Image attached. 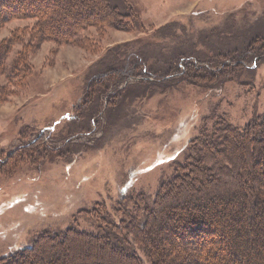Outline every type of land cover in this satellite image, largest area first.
Masks as SVG:
<instances>
[{"label": "rangeland", "instance_id": "374dc122", "mask_svg": "<svg viewBox=\"0 0 264 264\" xmlns=\"http://www.w3.org/2000/svg\"><path fill=\"white\" fill-rule=\"evenodd\" d=\"M127 3L140 15L137 30L89 28L76 44L37 41L23 79L0 74V258L46 231H96L92 214L101 206L118 220L130 196L155 195L214 115L244 126L264 113V0ZM35 22L0 24V43L20 38L7 68L37 40ZM133 63L172 78H131L118 93L111 86L99 104L106 119L89 124V73L107 64L114 76Z\"/></svg>", "mask_w": 264, "mask_h": 264}, {"label": "trees", "instance_id": "16d2710c", "mask_svg": "<svg viewBox=\"0 0 264 264\" xmlns=\"http://www.w3.org/2000/svg\"><path fill=\"white\" fill-rule=\"evenodd\" d=\"M17 18L36 20L30 33L37 40L28 41L9 68L5 62L19 35L0 43V74L12 80L28 74L26 59L37 41L76 44L89 28L142 26L127 0H0V24ZM138 66H117L112 76L105 64L89 73L82 95L92 106L89 124L106 119L99 104L111 86L118 93L131 78H149L150 84L172 78L169 71ZM137 70L143 75H133ZM212 118L154 196H130L118 220L101 206L92 214L96 231H46L0 264H264V113L244 126L227 116Z\"/></svg>", "mask_w": 264, "mask_h": 264}]
</instances>
